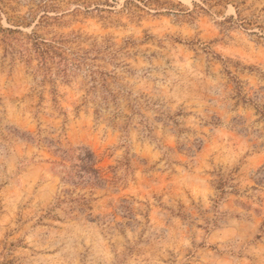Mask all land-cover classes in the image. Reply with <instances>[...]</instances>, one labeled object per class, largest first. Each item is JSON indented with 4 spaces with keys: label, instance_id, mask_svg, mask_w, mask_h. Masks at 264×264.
I'll use <instances>...</instances> for the list:
<instances>
[{
    "label": "rangeland",
    "instance_id": "obj_1",
    "mask_svg": "<svg viewBox=\"0 0 264 264\" xmlns=\"http://www.w3.org/2000/svg\"><path fill=\"white\" fill-rule=\"evenodd\" d=\"M263 167L264 0H0V264H264Z\"/></svg>",
    "mask_w": 264,
    "mask_h": 264
},
{
    "label": "trees",
    "instance_id": "obj_2",
    "mask_svg": "<svg viewBox=\"0 0 264 264\" xmlns=\"http://www.w3.org/2000/svg\"><path fill=\"white\" fill-rule=\"evenodd\" d=\"M9 31L12 32L10 29ZM27 40L32 51L39 59L41 69L46 74H53V61L58 57L59 60L56 63L57 74H63V77L70 76L68 73L69 59L62 47L65 40L62 39L59 42L47 41L42 39L36 31L27 35ZM29 141L32 142L33 138L30 137ZM48 147L53 148L52 152L55 157V160L51 162L52 170L60 177L64 186L95 190L104 187L109 182L104 169L101 167L102 159L91 148L74 146L70 143L64 145L60 141L51 142ZM257 182L258 185L264 183V167L260 169V177ZM64 195H70V191L65 190ZM89 201L86 195H79L78 198H72L70 202L85 208L88 206Z\"/></svg>",
    "mask_w": 264,
    "mask_h": 264
}]
</instances>
